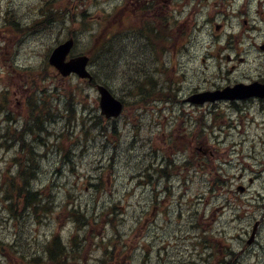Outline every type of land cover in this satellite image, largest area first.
<instances>
[{
    "label": "rangeland",
    "instance_id": "1",
    "mask_svg": "<svg viewBox=\"0 0 264 264\" xmlns=\"http://www.w3.org/2000/svg\"><path fill=\"white\" fill-rule=\"evenodd\" d=\"M43 1L45 0H0V138L4 135L8 127L18 129L23 123L20 119L26 120L33 114L38 115L41 112V103L48 104L50 112L60 116L63 110L68 109L65 102L70 99L71 95H69V93L73 90L77 91V96L82 97L84 103L87 101L91 108H99V96L94 86L89 87L85 82L83 84L80 79H65L60 76L59 73L57 74L54 69L48 67L49 64L47 59L54 47L65 41L72 34L80 38V43L75 48L73 55L75 56L81 53L86 54V52L91 55L92 47L100 46L108 29L117 23L120 24L121 14L118 13L116 16H110L109 10L101 11V7L98 4H106V0H53V4L55 2L62 4L63 10H54L52 15L47 16L46 19L48 20L44 24H39L33 29L32 25L35 22L34 20L38 15L41 16L40 10ZM244 1L245 0H225L222 2L220 0H204L194 6H190L189 1L186 0L188 14L184 10L182 15H173V8L175 5L171 4L169 5V36L173 38L190 26L197 19L196 17L198 15L195 17V13L199 14L202 12L203 14L199 16H203L202 21L204 22L208 21L209 17L215 18L216 11H227V7L231 5L233 20H235L238 8L240 6H245ZM251 1L252 3L247 1L248 12L250 14L244 17V22H246L245 20L247 18L248 22H253L254 27L257 29H259L258 26H262V24L264 28V16L256 13L258 3H256V0ZM262 2L264 3V0H262ZM182 8L183 7H180L179 11H181ZM64 9H66L67 12H65ZM252 11L253 13H251ZM84 13L87 14V24L84 23ZM103 15L110 16L109 20H104L102 17ZM6 17L8 20H6ZM56 20L62 21V24L56 25L54 30L50 31L48 27ZM165 20L166 18L164 15L157 17V21L155 22L158 25L157 27H164ZM19 21L23 23L30 22L31 27L28 30V37L26 38L22 36V33L19 31L20 34H17L15 30L7 31V29H10L8 25L15 26V29L18 28L17 22ZM63 23H65V27L62 28ZM237 23L239 26L233 31L235 33L239 30L242 32L243 26L241 21L239 20ZM201 25L202 23L199 27H201ZM248 30H250V28ZM257 33L259 34V32ZM199 34H201L199 37L195 36L196 40L191 49L184 55L183 60L186 61L188 67L193 66L187 62L189 60L188 58L193 57L190 62L195 63L194 66L198 67L200 71H204L202 75L205 78L212 79L213 75H216L220 77L222 81L229 78V80L234 83L241 78H248L247 80L252 81L253 79H260L264 74V52H262L260 48L264 46V36H262V34H260L261 37L257 38V44L248 47L251 48V54H247L242 62H240L237 57L234 64L237 67L232 66L231 60L227 58V52L226 54L222 52L217 54V56H224V61H222L223 57L221 56L218 58L217 65L215 66L214 64L215 41H217L216 35L219 34V32L215 31V21L212 22V24L209 23V25L205 22L203 27L199 30ZM128 36L129 34L126 35V38H124L122 42L113 43L112 50L107 49L104 51L103 60L107 63H105L103 67L99 68V65L94 61L92 64L96 78L98 80H104L107 85L109 83L110 88L123 99L127 105L124 118L121 122H118V126L124 130L122 131L123 137L120 147L117 150L118 154L116 159L113 157V160L110 161V152L104 153L107 147L106 143L104 144V136L96 137L97 142L95 144L90 142L86 144L87 138L90 137V132L93 133V137L97 136L99 132L98 130L90 131L92 129L90 127L91 121L87 120L89 116H85V113L88 114L89 110L83 112L82 108H78L76 123L72 126H69L65 118L59 117H57L54 122L47 125L51 137L42 145L43 148L38 147V151L42 156L41 158H37L39 162V172L37 171V178L32 184L34 187H41L43 190L47 189V191L52 194L51 196L55 197L54 206H58L63 202L66 205L68 202L70 203L71 200L75 199V203L70 206L71 210L73 212L77 210L83 212L87 217H89V213L93 216L96 215L97 218L99 215H104L107 208L116 202L117 204L115 205L118 208L116 209L118 210V216H123L125 218H123L122 222H120L119 219L114 220V228H112V226L110 229L108 228V234L105 235V237L117 240V243L120 245H122L121 242L123 240H127L129 244H132L134 233L139 229L137 228L138 224H136L138 221H141V228L153 221L150 226L154 229V238L156 240L153 244L155 246L153 248L154 251L141 252L134 263L130 256L125 261L118 260L112 254L102 258V252L106 251L104 242L107 245L110 243L109 239L101 237L102 229L100 228V223L97 224V228L93 230L89 227L86 234L82 233L81 235L79 234V236L75 234L74 237L68 239L69 235H71L68 233L69 224L67 225L65 221H63L67 218L61 219L62 230L59 233L60 223L54 221L53 217L44 219V217H41L44 215L43 213L38 215L39 221L37 223L34 221L33 216L23 218L21 228L18 230V221H20V219L16 220L13 218L12 208H5L7 203L4 202L6 197V183L3 182L2 176L4 173L8 174L10 171H13L15 166L16 169L11 177L14 178L18 169V165H13L11 162V159L15 156L17 146H15V143H12L13 140H9L8 145L10 144L11 146L9 148L10 150L4 149L0 152V244H2L0 245V252L5 255L4 257L0 256V264H27L26 261L20 259L23 251H25L23 253L25 257L41 256L50 246L39 249V244L45 241L46 234L48 235V233L52 232L60 236L63 242L67 243L69 247L73 249L72 252H70L72 253V261H74L73 256L77 258H86L82 260L80 264H219L218 261L221 260L223 256L229 255V249L232 244L235 247L234 251H237L250 239L254 223L252 228H250V225L254 219H251L249 223L245 224L248 225L245 234L248 237L244 242V235L240 232H244L241 228L244 225L243 221L246 219L234 217L232 209L228 210L224 215H218L216 220L207 219L205 221L200 217L197 221L191 218L192 220L189 223L183 222L182 224H178L180 221L176 222L170 219V217L175 218L174 214L170 215L169 222H166L164 219L160 220L161 217H157L150 194L144 195L142 202H139V200H136L139 198H132V192L127 193L129 190L127 189V185L132 183L131 176L133 175L130 174L128 177L126 176V174L131 171V168L128 166L137 163V159L143 155L144 150L143 147L136 146L133 148L129 144V134H133L136 128L134 125L127 126L125 124L129 119L134 121L133 116L136 113V108L141 105L144 106L145 104L139 101L138 95L135 93V88H137V80L147 75V71H150V68H144L138 65V62L143 58L140 54L135 57L133 52L140 50V47L136 46L133 48L131 43H128ZM242 37H244V35ZM164 42L165 41L162 39L157 40L153 38V43L156 44V46L154 45L156 49L155 58L148 57L147 55L142 56L147 61L154 59L153 68L150 72L156 73L158 85L162 86L165 81L167 82L166 71V73L169 74V84L172 86V89H174L171 93L174 94L179 91L175 95H181V93L186 94L191 82L194 81V72L190 69L191 67H189V69L185 68L188 71V75L185 72V76L181 79V82L179 80L174 84L171 81L175 79L174 70L172 73L170 71L171 66H177L174 61L176 62L178 59L174 60L176 57H174L171 50L174 45L171 46V49L169 48L168 53L164 50ZM235 43L237 44V52H243L242 50L246 49L245 43L243 44L241 39ZM216 46H219L218 42ZM17 50L19 51L18 53L16 52ZM160 52L163 53L164 57H160L159 63L157 61L159 60ZM129 55L132 56L128 58ZM238 55L241 54L239 53ZM196 56L198 57L194 59ZM242 56L245 55L243 54ZM109 58L116 60L115 64L109 63ZM201 59L207 60V64L203 63ZM106 65L107 67H105ZM218 65L220 67H218ZM253 66L254 68L249 71L248 69H251ZM179 67L180 69L184 68L180 65ZM231 68L234 70L233 74L230 72ZM219 71L220 73H218ZM106 74H108L109 78H104ZM112 74L116 76L114 81L110 80L113 78ZM214 83L218 84L221 83V81L215 77ZM34 87L38 88L42 93L37 95L34 92ZM182 96L189 97V95ZM84 97H87V100ZM133 97L137 98V101L132 100ZM96 104L98 105L96 106ZM241 107L243 108V112L240 115L239 111L242 108H236V114L234 109L231 108L229 118L236 119V121L232 123L233 127L230 125V127L225 130L229 132V134L227 132V136H230H228V142L234 147L237 146V155L234 156L233 161L237 164L236 168H238V174L246 173L247 178L254 179V181L256 178H260L257 181V185L255 182L253 185H250L252 196H258V191L260 189L263 190L262 185L264 182V164H260V161L264 160V129H256L257 125L253 124V121L248 122V126L246 123L242 122L241 118H246V108H244V106ZM228 109L229 107L224 106V110ZM253 109L257 114H262L261 111H257L259 109L257 106L253 107ZM8 117L11 121L8 120ZM94 117H101L100 113ZM237 120L239 121L237 122ZM262 120L264 121V118ZM236 122L240 124V127H236ZM15 124L17 125L16 127L14 126ZM243 128H245L243 131H239V129ZM102 129L103 127L100 128V130ZM177 129H180L179 125ZM63 132L72 133L74 137L67 136L66 134L67 137H65V139H58L59 135ZM179 132L180 131H178V134ZM148 134L149 133L145 135ZM218 134L219 132L216 133L215 137ZM6 135L13 136L14 133ZM152 136L153 135H151V137ZM164 139V136L158 137V145H162L166 151L168 146L163 142ZM203 139L209 140L207 137ZM29 140L31 141V138H29ZM68 140L72 141L68 142ZM211 140L217 142L215 138L210 139V141ZM259 143L262 147H255V145ZM131 147L133 150H130ZM165 151H159V157L157 156L158 161L167 157L169 151H166L167 153ZM111 153H113V150ZM130 153L133 155L132 157H130ZM61 155L64 157L66 165L61 163ZM157 165L156 163L155 166ZM109 166H111V168L106 170ZM7 170H9V172H7ZM104 170H106V175L102 177L99 188H101L100 190L106 191L102 194L101 198L97 200L95 193H100L99 190L96 191V188L93 189L91 186L93 183L92 177L99 176ZM179 173L180 170H178L177 173L172 172L175 177H177ZM253 176H255V178ZM241 178L242 177H240V179ZM247 184L249 183L247 182L246 185ZM229 191L230 187L225 186L222 198L226 197ZM198 192L199 190L197 188L191 190V197L197 195ZM138 197H141V195ZM206 197L209 201L214 200L217 202L215 193H207ZM171 200L175 201V197ZM126 202L142 206L141 212L137 213L133 208L128 207L126 215H124L123 210L126 206ZM25 208L24 206H18L15 209L16 213L20 217L28 215L25 214L27 211ZM75 208L77 210H75ZM249 210H254L255 215L258 216L256 217L258 220L262 217L264 218V211L256 204L249 207ZM59 212L60 211H58V213ZM183 213L186 214V211H183ZM199 214H203V211L199 210ZM184 218L188 220L187 217ZM102 219L103 217L101 221ZM259 232L260 233L256 235L262 237V240H260L261 246L257 248L260 252L254 253L253 255L250 254L247 257L248 259L244 261V264H264V262L261 263L263 251L259 249V247L264 246L263 226L260 227ZM160 239L163 243L169 244V246H166V250H163ZM207 244H209V246H207ZM145 245H147V243H145ZM197 248H202L204 252L197 254ZM214 248L221 252L218 257H216L217 253ZM225 248H227V250H224ZM8 259L9 261L7 262L6 260ZM31 264L39 263L35 260H31ZM69 264L78 263L70 262Z\"/></svg>",
    "mask_w": 264,
    "mask_h": 264
},
{
    "label": "bare ground",
    "instance_id": "2",
    "mask_svg": "<svg viewBox=\"0 0 264 264\" xmlns=\"http://www.w3.org/2000/svg\"><path fill=\"white\" fill-rule=\"evenodd\" d=\"M61 22L62 21H60V20H56L53 23L54 25L53 26L50 25L48 27V29L50 31H53L56 25H58V24L61 25L62 24ZM17 27H18V31L20 33H22V36H24L25 38L28 37L27 35H28V30L30 28V22L23 23V22L19 21V22H17ZM63 27H65V23H63V25H62V28ZM70 39H71V41H73L74 46L77 47L79 45V43H80L79 36L72 34L70 36ZM144 42H146V41H140L139 34L138 35H131V36L128 37V43H131L132 47H136V46L140 47V54L141 55H147L148 57L155 58L156 49L154 48V44L153 43H148V42L144 43ZM217 42H218L219 45H221L223 47H227L229 43H231L233 45L231 50H232V53L234 55L235 61H236V59L238 57L239 61L242 62L243 58H245L247 56V54L248 55H249V53L251 54V49L250 48H246V49L242 50L243 52H237L236 51L237 49L234 46L233 38H232V36L230 34H224V35L219 36L217 38ZM122 50L124 51L123 47H122ZM104 51L105 50H103L100 53V56L102 57V61H103L102 62L103 66L105 65V63H107V62H105L103 60ZM18 52L19 51H17V53ZM239 53L241 55H238ZM243 54L245 56H242ZM84 56H86V55H84ZM115 61L116 60H113V58H112V59H110L109 63L115 64ZM105 67H107V65ZM186 73L188 75V71L187 70H186ZM97 81L101 83L103 80L102 79L101 80L97 79ZM136 85H137V88H135L136 89V92H135L136 94H143V93L152 92L153 85H152L151 78L149 76H145L144 78H142L140 80H137ZM108 87L110 88V85H108ZM110 90L113 92L114 95H117L111 88H110ZM34 92L37 95L42 93L36 87H34ZM72 92H73V95H71L70 99L65 102V105L67 106L69 103H71V107L74 109V115L71 116V113L67 109L63 110L60 116H57V115H55V114L50 112V118L47 119L45 124L43 123L44 127H46V129H47L48 138H50L51 135H50V131H48L47 125H49L52 122H54L57 117L65 118L66 122L69 124V126H72L73 124L76 123V118H77L76 113L78 112V108H82L83 112H85L86 110H89V113H90L92 108L87 103V101L84 103L83 100H82V97L77 96L78 95L77 91L73 90ZM69 95H70V93H69ZM78 98H79V101H78ZM84 98L87 100V97H84ZM42 105H44V104L41 103L40 106H42ZM80 105H81V107H80ZM89 113L88 114L85 113V116H88ZM36 117L40 118V114H38V115L33 114L32 116H29V118L26 119V120L20 119L21 121H23V123L21 124V126H19L18 129L11 127L13 130H16V132L25 131V133L23 135V139H22L21 142L26 144L25 145V149H27L26 150L27 151V157L31 158V155H33L34 159H36V157L37 158H41L42 155L39 153L38 149L39 148H43L42 145H44V143L42 141L45 140V135L47 134V133L43 134L42 132L39 135L30 134L29 128H33L35 126L34 120H35ZM208 117L211 119V118H213V115H209ZM87 120L91 121V126H90L91 128H93L94 125L97 123V121H96L94 116H89ZM14 126L16 127L17 125L15 124ZM34 129H35V127H34ZM123 130L124 129H121L118 126L117 123L110 124L108 126L107 130H106V133L109 136V139L106 142V146L107 147H106L104 153L106 154V153L110 152V154H109V156H111L110 161L113 160V157L116 159V156L118 154L117 150L120 147L121 140H122V137H123V134H122ZM129 131H131V130H129ZM131 132H133V131H131ZM147 133H149V134L145 135ZM66 134L68 135V132L61 133L59 135L58 139H61V138L65 139V137H67ZM86 135H87V132H86ZM151 135H153V136L151 137ZM171 135L172 134L169 132V127H164V126H160L158 124H154V122L151 119H147L146 121H141L139 123L138 131L133 132V134H129V138H130L129 139V144L133 148H135L136 146L137 147H139V146L143 147V150H144L145 146H147L149 144V142L153 138H158L160 136H165V137L169 138V137H171ZM70 136L74 137L72 135V133H70ZM89 136L90 137L87 138L86 144L89 143V142L95 144L97 142L96 137H100L102 135L101 134H97V136L93 137V133L90 132ZM29 138H31V141L29 140ZM68 142H69V140H68ZM12 143H15V146H19L20 145V143H18V141H13ZM132 147L130 148V150H133ZM258 148H260V146ZM112 150H113V153H111ZM260 152H261V150H260ZM71 154H72V152H71ZM132 156L133 155H131V153H130V157H132ZM142 156L143 155H141V157H139L137 159V163H143L144 162V160H142ZM61 163L63 165H66L64 157H62V155H61ZM38 164H39V162H38ZM260 164L263 165L264 164V160H261ZM174 166L175 165L172 164L171 162H166L164 160H162L161 163H160V167L162 168V170L169 171V178H171V176H172V170H173ZM236 167H237V164L234 163L233 160L220 162L218 164V166H217V169H216V172H215L214 176L210 179L211 185L212 186H220V185H222V184H224L226 182H232V181H234V180H236V179H238L240 177L246 176V173L238 174V172H237L238 168H236ZM110 168H111V166H109L106 170H108ZM15 169L16 168L14 166V170ZM234 169H235V171H234ZM14 170L10 171V173H8V176H10V178L12 177V174L14 173ZM106 170L102 171L99 176L92 177L93 183L91 184V186L93 187V189L96 188V191L101 189V188H99L100 185H101L100 182H102L101 181L102 177L104 175H106ZM18 175H19V172L16 171L15 176H18ZM156 177H157V182L155 184H153L151 182V180L149 178H147L146 176H144V175L131 176L132 183L127 185L128 186L127 189H129L127 191V193L128 192L129 193L132 192V198H134V197L136 198L139 195H141V197L143 198L144 195L150 194V196L152 197L151 199H152V204L153 205H157L159 203H162L165 199H169V198L173 199V197H175V199H181V200H184V201H187V202L190 201V199H191V195H190L191 184H184V185H181V186H176V185L170 183L169 181H166L165 177H164V174H162V173L158 174ZM36 178L37 177L35 175L34 179L31 180L30 189L31 188L32 189L35 188L33 186L32 182L34 180H36ZM12 182L14 184H18L17 181H12ZM22 184H23V182H22ZM262 187H263V190L260 189L258 191V196H253L254 198H259V197H261L264 194V182H263ZM176 189H177V191H176ZM95 196H96V199L99 200L101 198L102 194H97V192H96ZM142 198H139V199H136V200H139V202H142V200H143ZM74 203H75V199L71 200L69 205L71 206ZM114 203L117 204L116 202H114ZM115 204H112L109 208H107L106 212L110 213V215L112 217H114V219H119L120 222H122L123 218H125V217L118 216V210H116L118 208H117V206ZM75 210H77V209L75 208ZM58 211H59L58 207L57 206H53V208L49 212H47L46 214L42 215L41 217H44V219L45 218H49V217H54L55 215L60 213V212L58 213ZM75 213L79 217H84L88 221L91 218L96 217V215L93 216L90 213H89V215H91V217H87V215L85 213L80 212L78 210ZM120 213H122V212H120ZM99 216H101V215H99ZM13 218L16 219V220L20 219V221H18V230H20L23 218H26V217L18 216V218H15L13 216ZM192 218L195 219V216L192 215ZM34 221L37 223L39 221V217H34ZM78 224L82 225V226H86V221L80 220V221H78ZM247 237H248L247 235H244V239H243L244 242H245V239ZM260 240H262V237L261 236H259V237L256 236L252 240L244 243L242 247H240L237 251H235V253L237 254V257H238V264H244V261H246L248 259L247 257L250 254L253 255L254 253H259L260 252L257 249L258 246H261ZM207 246H209V244H207ZM259 249H261L263 251L262 257L264 258V246L263 247H259ZM202 252H204L202 248H197V250H196L197 254H200ZM226 262H223V264H226Z\"/></svg>",
    "mask_w": 264,
    "mask_h": 264
},
{
    "label": "trees",
    "instance_id": "3",
    "mask_svg": "<svg viewBox=\"0 0 264 264\" xmlns=\"http://www.w3.org/2000/svg\"><path fill=\"white\" fill-rule=\"evenodd\" d=\"M53 6L54 5L51 4L49 0H45V2L42 4L41 14L44 16L52 15L54 13V9L52 8ZM41 22L42 21L38 19L37 21L34 22L35 24L34 26H38L39 24H41ZM44 23L45 22H43L42 24ZM51 25L53 26L54 24H51ZM101 48H103V46ZM98 50L99 49L95 50V53H94L95 57L93 61L97 65H99V68H100V67H103V64H102L103 61H102V57L100 55H97L99 53ZM101 52H102V49L100 50V53ZM70 95H73V92H70ZM67 108H68L67 110L71 113V116H73L74 109L71 107V103L67 105ZM40 110H41V112L39 113L40 118L36 117L34 120L35 129L33 127V128H29V130H30V134H34V135H39L41 132L43 134L47 133L45 135V140L42 141L43 143H45V141L48 140V132H47L46 127H44L43 123L45 124L47 119L50 118V108L48 104H44L40 106ZM10 133H14V135L12 137L10 135H6ZM24 133L25 131L16 132V130H13L11 127H8L4 135L0 138V145H1L0 150L1 148H6L7 146H9L8 140L18 141V143H20V145L17 146V149H16V152L18 155L13 160H11L13 165H18L17 171L19 172V175L15 176L14 178H10L8 174L4 173L2 176L3 182L6 183L5 200H10L12 204L11 205L12 215L15 218H18V214L16 213V210H15L18 206L26 207L25 210L27 211L25 214H28V215H24V217H31V216L38 217L40 213L45 214L49 212L54 206L53 201L46 202L44 199H42L40 192H38L34 188L30 189L31 180L34 179L38 171V162H37L38 160H37V157L34 160L33 155H31V158L27 157V151L25 150L26 144L21 142L23 139ZM67 136H70L69 132ZM70 141L71 140H69V142ZM7 172H9V170H7ZM11 179L12 181H17L18 184H14L11 181ZM43 248L44 247L42 246V249ZM50 250H51V252L49 253L50 258L58 259L59 257H57L58 255L56 253L60 252L61 247L55 245L54 251L51 249V247H49L47 251H50Z\"/></svg>",
    "mask_w": 264,
    "mask_h": 264
},
{
    "label": "water",
    "instance_id": "4",
    "mask_svg": "<svg viewBox=\"0 0 264 264\" xmlns=\"http://www.w3.org/2000/svg\"><path fill=\"white\" fill-rule=\"evenodd\" d=\"M73 46V42L69 41L66 44L58 47L50 58V63L64 76L70 73H77L81 77H86L88 74L85 72V66L87 63L86 58L73 59L69 63H65V59ZM101 93V107L103 113L106 115L118 116L121 112L122 105L117 101L106 89L100 88ZM234 95H212L205 97L201 103L206 100L216 101L223 98H232ZM249 96V95H246ZM196 102L200 103L199 99H194Z\"/></svg>",
    "mask_w": 264,
    "mask_h": 264
},
{
    "label": "flooded vegetation",
    "instance_id": "5",
    "mask_svg": "<svg viewBox=\"0 0 264 264\" xmlns=\"http://www.w3.org/2000/svg\"><path fill=\"white\" fill-rule=\"evenodd\" d=\"M223 1H225V0H223ZM261 1L262 0H256V2L257 3H261ZM256 13L257 14H260V15H264V12H262L261 10H259V9H257L256 10ZM262 26H263V24H262ZM256 31H258V32H261L260 34H262V36H264V28L262 27V28H259V29H255ZM264 38V37H263ZM261 48L263 49V51H264V46L262 47L261 46ZM251 49V48H250ZM259 80V79H258ZM259 82H261V83H263L264 84V74L262 75V77L260 78V80H259ZM227 83V86L229 85V84H231V81L229 80V81H227L226 82ZM251 83V82H250ZM252 101H255V100H251V102ZM262 105H264V100L262 101ZM261 111L264 113V108H262L261 109ZM226 264H238V257H237V254L235 253V257L233 258V259H230V260H228L227 262H226Z\"/></svg>",
    "mask_w": 264,
    "mask_h": 264
}]
</instances>
